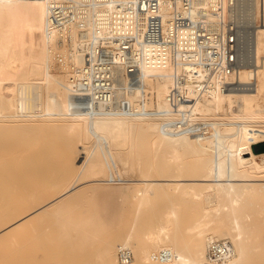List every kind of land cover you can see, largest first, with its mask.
<instances>
[{
	"label": "bare ground",
	"instance_id": "6f19581e",
	"mask_svg": "<svg viewBox=\"0 0 264 264\" xmlns=\"http://www.w3.org/2000/svg\"><path fill=\"white\" fill-rule=\"evenodd\" d=\"M59 1L0 0V243L103 188V218L130 220L101 236L96 263L264 264V159L252 147L264 139V0H194L214 27L230 23L229 11L242 27L230 73L180 57L133 73L122 66L116 95L94 108L71 79V65L84 62L77 22L69 40L51 27ZM73 1L89 12L94 43L92 17L107 33L111 0ZM163 14L165 27L172 11ZM207 76L213 83L200 87ZM61 238L88 241L82 231ZM213 241L230 243L232 254L212 257ZM164 250L169 257H157Z\"/></svg>",
	"mask_w": 264,
	"mask_h": 264
},
{
	"label": "built area",
	"instance_id": "2783aa9c",
	"mask_svg": "<svg viewBox=\"0 0 264 264\" xmlns=\"http://www.w3.org/2000/svg\"><path fill=\"white\" fill-rule=\"evenodd\" d=\"M111 3L113 8L108 18L107 33L98 23L99 14L95 13L92 17L96 22L92 32L94 43L91 40L88 42L91 32L88 29L87 9L78 7L73 0L51 3V27L61 29V40L71 39V24L74 21L78 24L79 37L83 40L80 46L84 48V62L71 65V79L78 88V95L86 96L88 108L111 102L113 95H116L115 83L122 66L133 73L142 65L165 67L180 57L207 66L208 74L217 75L220 70L230 73L235 51L243 52L242 27L236 23L230 11V23L223 28L214 27L199 15L197 17L193 9L194 0H111ZM230 4L232 11L233 1ZM163 6L172 11V18L168 19L165 27ZM261 16L264 19L263 12L259 15L258 24L261 23ZM58 57L60 61L64 60L63 54ZM212 83V78L207 76L200 81V87ZM229 83L227 80L222 84L226 86ZM121 252L123 256L130 254L126 248H122ZM232 252L230 243H211L210 254L214 258L230 256ZM158 256L168 258L169 253L164 250Z\"/></svg>",
	"mask_w": 264,
	"mask_h": 264
},
{
	"label": "rangeland",
	"instance_id": "374dc122",
	"mask_svg": "<svg viewBox=\"0 0 264 264\" xmlns=\"http://www.w3.org/2000/svg\"><path fill=\"white\" fill-rule=\"evenodd\" d=\"M54 136L58 140L64 137L58 132H54ZM35 147L36 142L33 140V151ZM252 147L258 158L264 159V139L254 142ZM85 156L86 153H81L77 161H82ZM128 189L129 187L126 186L123 193L127 194ZM105 191L103 188L96 192L84 191L79 196L54 206L37 223L32 222L25 226L17 233V238L0 243V264H80L85 258L91 259L95 264H101L95 262L98 258L97 247L101 236L106 232H114L117 226H126L125 224L130 220L126 214L103 218L101 198ZM85 199L86 204H84ZM67 231L70 234L82 231L88 237V241L61 238V235L63 236Z\"/></svg>",
	"mask_w": 264,
	"mask_h": 264
}]
</instances>
